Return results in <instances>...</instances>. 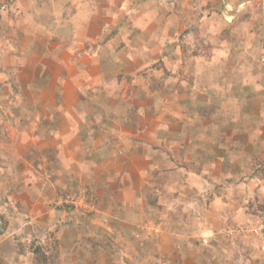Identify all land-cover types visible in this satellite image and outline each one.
<instances>
[{
  "label": "crops",
  "instance_id": "obj_1",
  "mask_svg": "<svg viewBox=\"0 0 264 264\" xmlns=\"http://www.w3.org/2000/svg\"><path fill=\"white\" fill-rule=\"evenodd\" d=\"M211 1L215 4L218 0ZM251 1L237 0L232 4L231 0H222V13L223 15L228 13L227 15L234 17L235 20L241 14V4ZM179 3L181 7L177 8L179 5L177 3L161 5L160 0H0V97L3 101L0 106L7 105L9 109L7 118L14 116L21 120L24 128L19 129L15 126L13 132L20 130L25 135L23 142L19 143L22 146L18 144L16 147L12 143L10 150L6 149L7 154L1 153L8 167V172L4 171L3 175L10 185L6 201L13 200L12 202L16 207L11 206L3 215L7 233L4 237H0V264H27L22 262L24 250L19 243L21 241H17L15 238L11 240L8 237L9 233L21 237L20 230H25L23 228L25 225L28 227L35 224L37 226L36 231H47L51 227L56 228L55 232L58 236L71 239V242L75 236V234L71 236V230L75 232L74 221L71 222L72 217H68V214H72V212L66 213L61 210L49 209L43 204V201H39V199L35 201L34 193L40 191L37 185H33L35 191L28 194L27 189H25L28 185L20 181L23 178L21 177V171L24 170H21L23 164H27L26 170L29 171L28 183L43 182L38 181L36 175V177L30 176L35 170L31 167V163L40 162V159L44 160V157L47 156L56 158L53 155L54 150L59 149L57 153V159H59L62 156H60L62 150H68V147H71L75 152L76 149L81 152L85 145H95L101 150L98 152V156L103 160L104 170L99 171L106 173L103 175V188H96L95 184L92 185V190L100 189L107 192L106 196L115 199L116 202H122L126 192L130 196L133 195L135 200L141 198V202H143L142 196L137 191L130 190L129 187L120 184H117V187L111 185L109 173L112 171L107 168L108 160L113 158L114 164L115 162L127 163L137 160L145 167L144 169H152L158 164L170 163L158 153V150L161 151L163 148H156L153 144L149 145L143 141L142 131L143 128H147L153 134L159 133L165 137L168 135L175 140V143L180 141L179 133L176 135V130H171L170 126L173 123L169 121V117L174 111L178 112L180 107L186 106L181 105L182 103L191 102L192 105L189 108L194 110L188 111L187 115H193L195 112L197 113L195 102H208L210 106L215 108V118H217L213 122L201 119L198 130L194 127L197 123L194 124L193 121H190V128L187 129V132L185 131V141L187 142L191 141L193 135L197 133L202 141L204 136L202 134L208 137V133L211 135L219 133L221 137L217 139L220 143H225L228 148H231L238 142L233 140L236 138L237 132H242L243 134L247 133V139L239 142L245 149H251L253 146L250 145L255 144L250 139L251 131L259 132L260 130L261 133H264V109L258 115V118L263 120L257 119L256 121L252 117H248L246 124L247 115H245L242 106L237 103L238 98L246 88L244 96L253 97L258 103H264V43L262 45L257 44L253 50L254 53L259 50L258 53L262 55L260 72L255 69V73L252 74L253 78L251 75L247 76L249 80L246 83L247 86L243 87L242 90L239 89V91L238 85L242 84V81H236L238 79L235 77L232 78V94L220 96V93H223L221 85H224L220 73L223 65L218 61L219 53L216 55H211V53L212 49L222 46L223 39L230 35L225 34L224 37L216 35L217 37L214 36V38L216 37L218 40L215 38V41L209 42V37L206 35H200L199 38L189 33V29L183 32L193 24L190 22L192 21L190 0ZM262 4L264 5V1ZM186 6L189 9V14L186 13ZM179 18L183 19L179 20ZM184 18H187L186 22ZM262 20L264 22V15ZM244 21L249 22L250 19ZM189 22L190 25L187 24ZM238 29L239 25L234 31ZM224 32L219 29L215 33L224 35ZM182 33L183 43H185V45L183 44V47L185 46L183 54L182 47L178 46L180 44L178 40L181 39L179 36ZM246 34L245 37L241 33L239 34L241 43L246 38L251 41L253 35L258 37V34H254L249 27ZM233 38L236 36L234 35ZM209 43L210 48L208 47ZM250 49L252 46L247 51L249 54H251ZM184 54L186 57L183 56ZM237 63L238 61L235 62L233 59L231 66L238 69ZM214 66L216 70L213 68ZM127 69L131 71L152 70L155 79H158V76L164 77L168 74L169 77H165L167 80H172L171 86L175 83L179 85L182 82L180 80L184 77L181 74L183 69L185 72L191 70L194 74V81L188 78L191 87H194L192 85L204 86L207 94L203 93L201 88H199V93L194 96H192L190 89H187L189 90L188 93L186 91L179 94L175 92L174 87L170 94L158 92L147 94L144 86H142L144 94H140L138 88L141 82L137 76L133 85L138 86L136 87V94L132 97V105H130L127 103L126 88L120 92V88L122 89L124 84L118 80L113 82L112 79L113 71L117 73ZM83 77H88L90 80V87H87L89 89L103 91L101 87L103 83H106L110 87H117L119 92L114 95H102L100 100L93 101L100 109L98 112L96 109V112L88 113V121L81 124V121L76 120L79 114L76 115L73 112V105H75L74 102L83 101L78 96L85 97L79 87V82ZM104 79H110L113 83H108ZM182 86L183 82L179 87ZM259 88H263L262 91ZM107 89L109 91L107 87L105 91L109 93ZM17 90L18 92H16ZM260 94L263 97L260 98L258 96ZM214 95L219 97H213ZM225 99L231 100L229 109L224 107ZM60 104H62L61 109ZM129 105L135 107L133 108L135 110L129 109ZM202 107L205 105L203 104ZM204 112L207 113V115L205 113V118H210L211 112L207 109ZM221 116H223L222 119ZM231 116L237 120L234 122L231 120L228 123L224 118H231ZM256 116L254 115V118ZM48 117L52 118L51 125L45 124L44 118ZM40 118L42 120L38 121ZM241 127L242 129H240ZM85 132L89 133V136L84 137ZM41 133L49 135L50 138L41 136ZM231 137L233 138L231 139ZM129 142L133 145L128 144ZM202 143L196 147L200 153L199 150L207 149ZM154 144L159 147L157 142ZM1 148L3 147L0 146ZM192 148L194 149L195 146ZM108 150L111 151L112 155ZM225 153L223 151L218 152V150L213 153L216 156V164H219L217 159L219 161L225 158ZM191 154H189L190 162H195L192 160ZM248 154L251 155V153ZM93 156L97 157L96 152ZM234 156L232 153L228 155L229 158ZM64 157H68V155ZM49 160L58 164L56 159ZM93 162L95 163V161ZM198 165L202 166V172L205 171L204 165L207 164ZM16 166H21L17 168L21 171L16 172ZM85 169L88 175L94 170L92 166H86ZM96 173L95 170L94 175ZM50 174L51 179L58 183V173L50 170ZM118 174L120 175V172ZM99 179H102V176L96 178L94 182L96 180L98 182ZM89 180H91L90 177ZM18 181L24 184L25 192H17L16 189L19 188V185H15ZM46 183L48 186L50 185L49 182ZM46 183H44L45 186ZM11 189L16 190V193L14 194ZM20 190L22 189L20 188ZM120 192L122 195H119ZM52 195H55L54 192L48 199L52 198ZM118 195L120 199L117 197ZM122 208V206L119 207L121 216H128L132 222H140L142 219V216L137 214L141 210L144 212L142 205H138V210L129 208L123 210ZM21 217L24 220H21ZM133 228L134 225H131V229H125V232L128 233ZM58 236L57 239L60 240ZM120 252L124 253L125 250H120ZM118 258L119 260L124 259V257L116 256L111 258L109 255L106 263L113 264Z\"/></svg>",
  "mask_w": 264,
  "mask_h": 264
},
{
  "label": "rangeland",
  "instance_id": "obj_2",
  "mask_svg": "<svg viewBox=\"0 0 264 264\" xmlns=\"http://www.w3.org/2000/svg\"><path fill=\"white\" fill-rule=\"evenodd\" d=\"M183 1L189 0H160V3L161 5L177 3L179 5L176 4L175 7L178 8L181 7L179 2ZM236 1L231 0V3ZM263 1L252 0L249 3H242L241 14L234 20V17L227 15L228 13L223 15L222 0H218L215 4L211 0H190V16L192 18L190 22H193V24L183 32L189 29V33L199 38L200 35H206L209 37V42L215 41L217 39L216 35L218 37H224L225 34L230 35L223 39L222 46L216 48L218 51H215L214 48L211 53V55L219 53L218 61L223 65L220 73L224 85H221L223 93H220V96L232 94V78L235 77L238 79L236 81H242V84H235L238 85L239 91V89L242 90L243 87L247 86L246 83L249 82L247 76H252L255 69L260 72L262 55L258 53L259 50L255 53L253 50L257 44L262 45L264 43ZM185 10L189 14L187 6ZM227 11L229 10L227 9ZM186 15L184 16L187 17ZM248 18L250 23L244 21ZM184 19L186 22L187 18ZM190 22L187 24L190 25ZM199 24L203 26L201 27ZM238 25L239 29L234 31ZM248 27L254 34H258V37L253 35V41L246 38L241 43L239 34L241 33L244 37L247 36ZM219 29L222 32L225 31L224 35L215 33ZM234 35L236 38H233ZM214 36H216V39ZM179 39L180 44L178 46L182 47L183 54L185 47H183V44L185 45L183 43V33L179 36ZM210 46L209 43L208 47L210 48ZM251 46V54H249L247 51ZM183 56L186 57L185 54ZM233 59H235V62L238 61V69L231 66ZM209 65L212 66V64ZM213 68L215 69V66ZM181 74L184 76L180 80L183 82L181 88L179 85L182 82L179 85L177 83L174 85L173 82V86H171L172 80L166 79V77H169L168 74L164 77L158 76V79H155L152 70L131 71L127 69L117 73L113 71L112 79L113 82L118 80L124 84V87L120 88V92H123L126 88L127 103L130 105H132V97L136 94L135 91L138 86L133 85V81L137 76L141 82L138 88L140 94H144L142 86L146 88L147 94L155 92L170 94L173 92L171 91L173 87L175 92L179 94L186 91L188 93L189 90L187 89H190L192 96H194L199 93V88L203 90V93H206L204 86L198 84L200 87L197 85L191 87L188 78L194 81L193 71L188 70L185 72L183 69ZM105 81L113 83L110 79ZM89 82L88 77L81 78L79 87L85 97L78 96L83 101L74 102L75 105H73V112L76 115L79 114L76 120L81 121V124L88 121V113L96 112V109L98 112L100 109L93 101L100 100L102 95H114L119 92V89H116L117 87H110L106 83H103L101 87L103 91H95L87 88L90 87ZM106 87L109 88V91L107 89L109 93L105 91ZM262 89L259 88L261 91ZM246 90L244 93H246ZM244 93L238 98L237 103L242 106L245 115H247L246 124L248 117H252L256 121L257 119L263 120L264 118L259 119L258 115L264 109V103H258L253 97L244 96ZM192 96L190 97L194 99ZM258 96L263 97L262 94ZM37 98L39 97L37 96ZM230 102V99H225L224 107L229 109L231 107ZM2 103V97H0V104ZM195 104L197 113L195 112L193 115H187L188 111L194 110L189 108L192 105L189 101L187 104L186 102L182 103L181 105L186 106L180 107L178 112L174 111L170 114L169 121L174 125L170 126L171 130H176L175 134L179 133L178 137L181 136L180 141L176 143L168 135L165 137L163 134H153L147 128H143V141L149 145L153 144L156 148H163L161 151L158 150V153L170 163L158 164L157 167L152 169H144L145 167L137 160L127 163L115 162V164L113 158L108 160L109 165H107V168L112 171L109 173L111 185L117 187L116 185L120 184L129 187L130 190L137 191L142 196L143 202H141V198L135 200L134 196H130L127 192L124 194L122 202H116L115 199L106 196L107 192L100 189L97 191L92 190V185L95 184L96 188H103V175L106 173L99 171L104 170L103 160L98 156V152H101V150L96 148L95 145H85L81 152L77 149L75 152L71 147H68V150H62L60 153V156H62L59 159H57L59 149L54 150L53 155L56 158L47 156L44 157V160L40 159V162L34 161L35 164L34 162L31 163V167L35 170L30 176H37L38 181L43 182L28 183L29 171L26 170L27 164H23V167L16 166V172L24 169L21 171V177L23 178L20 181L28 185L25 188L24 184L18 181L15 185H19V188L16 189L17 192H22L25 188L29 194L35 191L33 185H37L40 191L34 193V200L43 201V204L49 209L61 210L66 213L72 212V214H68V217H72L71 222L74 221L75 227V232L71 230V236L75 234L72 242L71 239L58 236L55 232L56 228L53 227L47 231L37 230V232L35 224L28 227L25 225L23 227L25 230H20L21 237L9 233L8 237L11 240L15 238L17 241H21L19 243L24 250L22 262L36 264L35 262L39 257L38 253L43 251L50 257V260H46L47 263L45 264H107L106 259L109 255L111 258H115V256L124 257L121 260L118 258L113 264H264V230H259L260 223L264 220V133H261L260 130L259 132L251 131L252 136L250 139L255 142L254 145H250L253 146L252 150L245 149L242 143L239 142L247 139V133L243 134L242 132H237L236 138L231 137V139L238 141L231 148H228L225 143H220L217 139L221 137L219 133L213 135L208 133V137L202 134L204 135L203 141L197 133L193 135L191 141L187 142L185 141V131L187 132V129L190 128V121H193L194 124L197 123L194 127L198 130L200 121L213 122L217 119L215 118V108L210 106L208 102L203 103L200 101L195 102ZM203 104L205 107H202ZM130 105L129 109L135 110L133 109L135 107ZM61 106L62 104H60V109ZM69 109L71 108L69 107ZM206 109L211 112L210 118H205L206 112L204 111ZM8 114L7 105L0 106V146L3 147L0 149V220L2 221L0 237H4L7 233L6 221L3 219V215L11 206L16 207L12 202L13 200L6 201L10 185L7 183L5 175H3L4 171L8 172V167L1 153L7 154V150H10V144L13 143L17 147L25 139L22 131L13 132L15 126L19 129L24 128L21 120L14 116L7 118ZM254 115L257 116L254 118ZM222 118L223 116H221ZM224 119L228 123L231 120L233 122L237 120L232 116ZM40 120L42 119H38V121ZM76 120L74 119V121ZM44 121L45 124L51 125L52 118H44ZM243 123L245 124V122ZM240 129L238 128V130ZM254 129L256 130V128ZM48 134L52 135L50 132ZM41 136L49 137V135H43L42 133ZM65 136L67 135L65 134ZM83 136L87 137L89 133ZM239 136L241 139H239ZM156 142L159 147L154 144ZM201 143L207 149L199 150L200 153L196 147ZM128 144L133 145L131 142ZM19 145L22 146V144ZM192 146H195L196 155ZM216 150L226 152L223 160L218 161L217 159L219 164L215 163L216 156L213 154L216 153ZM17 151L15 152L17 153ZM94 152H96L97 157L93 156ZM108 152L112 155L110 150ZM231 153L235 156L229 158L228 155ZM248 153H251V155ZM189 154L196 158L195 160L192 158L195 162H190L191 157H189ZM65 155H68V157H64ZM249 156L252 158H248ZM49 159H56L58 164ZM198 164H207L204 165L205 171L202 172V166ZM86 166L94 168L90 175L85 171ZM19 167H21V170H17ZM50 170L58 173V183L51 179ZM95 170L96 175H94ZM118 172H120V175ZM101 176L102 179L94 182L96 178ZM89 177L91 180H89ZM46 182H49L51 186H48ZM44 183H46V186ZM166 183L167 185L164 186ZM16 190L11 189L14 194ZM53 192L55 195L48 199ZM119 195H122L121 192ZM119 195L117 197L120 199ZM138 205L144 207V212L141 210L137 213L142 216L140 222H132L128 216H121L119 213V207L121 206L123 210L126 208L138 210ZM21 220H24L23 217H21ZM131 225H134L133 230L126 233L125 229H131ZM57 236L60 240L57 239ZM120 250H125V252L121 253ZM93 260L94 262H92Z\"/></svg>",
  "mask_w": 264,
  "mask_h": 264
},
{
  "label": "trees",
  "instance_id": "obj_3",
  "mask_svg": "<svg viewBox=\"0 0 264 264\" xmlns=\"http://www.w3.org/2000/svg\"><path fill=\"white\" fill-rule=\"evenodd\" d=\"M39 251V249H38ZM39 257L37 259V262H35L36 264H45L47 263L46 260H50V257L48 255H46L43 251L38 253Z\"/></svg>",
  "mask_w": 264,
  "mask_h": 264
},
{
  "label": "built area",
  "instance_id": "obj_4",
  "mask_svg": "<svg viewBox=\"0 0 264 264\" xmlns=\"http://www.w3.org/2000/svg\"><path fill=\"white\" fill-rule=\"evenodd\" d=\"M2 224V221L0 220V225ZM259 230H264V220L260 223Z\"/></svg>",
  "mask_w": 264,
  "mask_h": 264
},
{
  "label": "water",
  "instance_id": "obj_5",
  "mask_svg": "<svg viewBox=\"0 0 264 264\" xmlns=\"http://www.w3.org/2000/svg\"><path fill=\"white\" fill-rule=\"evenodd\" d=\"M245 1H248V0H245Z\"/></svg>",
  "mask_w": 264,
  "mask_h": 264
}]
</instances>
